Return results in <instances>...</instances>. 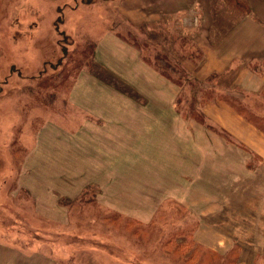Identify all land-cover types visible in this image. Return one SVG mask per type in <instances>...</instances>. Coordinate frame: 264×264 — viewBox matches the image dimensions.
<instances>
[{
    "label": "rangeland",
    "instance_id": "obj_1",
    "mask_svg": "<svg viewBox=\"0 0 264 264\" xmlns=\"http://www.w3.org/2000/svg\"><path fill=\"white\" fill-rule=\"evenodd\" d=\"M124 1L0 0V239L11 243L7 245L14 248L11 251L31 253V264H52V259L59 264H264V146H245L203 115L196 121L206 138L197 154L186 143L175 146L173 152L178 155L185 149V175L200 172L194 188H182L190 193L189 202L174 199L156 206L139 195L144 190L137 186L146 177L142 167L119 163L101 173L80 159L79 153L69 152L41 131L46 123L80 124L78 105L70 99L79 76L72 69L83 49L106 34L129 29L127 39L141 43L144 38L149 44L143 54L153 57L156 50H173L176 60L183 51L175 40L165 41L163 34L184 37L190 33L196 42V30L211 19L212 38L223 37L215 27L221 0H183L180 11H163L161 4H152L147 11L152 7L157 15L162 11L145 20L144 11L132 20L123 11ZM258 37L264 41V33ZM251 66L256 73H264V56L256 57ZM227 71L232 76L222 77L224 85L197 83L199 90L202 85L214 93L207 100L199 98L196 110L205 114L206 105L225 103L239 112L231 101L217 96L226 91L225 81L237 78L238 68ZM235 85L232 93L249 100L256 114L253 118L262 121L257 112H264V85L250 91ZM177 86L173 107L178 111L188 106L184 100L190 91L188 84ZM179 96L183 99L177 106ZM242 119L250 122L244 115ZM222 138L245 150V155L228 152L241 157V164L220 160L229 148L222 146ZM130 151L121 147L120 160ZM113 170H117L115 176L119 174L116 181L105 178ZM21 172L28 177L34 174L31 179L39 186L21 187ZM36 175L39 180L35 181ZM140 203L158 210L140 212ZM8 248L0 244V264H7Z\"/></svg>",
    "mask_w": 264,
    "mask_h": 264
},
{
    "label": "crops",
    "instance_id": "obj_2",
    "mask_svg": "<svg viewBox=\"0 0 264 264\" xmlns=\"http://www.w3.org/2000/svg\"><path fill=\"white\" fill-rule=\"evenodd\" d=\"M182 1L140 0L138 3L136 0H125L122 8L132 20H135L133 16L144 11L146 18L142 20H145L156 18L162 11L160 9L158 15L153 7L147 11L152 4H161L163 11H180L183 9ZM248 1L257 18L262 21L259 19L258 21L253 13L243 18L224 35L223 39L215 41L211 36V19L207 20L208 22L203 23L195 32L196 43L204 52V60L195 64L187 58H181L189 72L205 81L213 72L223 73L236 67L238 75L235 84L243 85L248 91L264 85V73H256V69H252L251 66L256 57L264 56V41L258 37L264 33V0ZM172 4L176 6L169 9ZM141 7L143 10L140 9ZM256 45H258L257 49ZM96 50L97 60L134 87L144 97L145 102H138L91 73L82 71L73 84L71 90L73 93L70 97L71 101L78 105L80 124L61 127L54 123H46L41 131L53 137L55 142H59V145L69 152L79 153L80 159L91 164L101 173L104 169L109 170V166L114 168V165L119 163L142 167L141 171L146 177L140 179L144 184L137 187L144 190V192L139 190V195L148 197L151 205L158 206L174 199L178 202H189L187 199L190 193L182 192V188L185 185L194 188L199 182L200 172L196 170L195 176L185 175L183 172L185 149L178 155L173 152H176L175 146L184 147L186 143V146L191 145L196 153L200 150L201 140H205L206 136L200 135L199 122L196 119L185 120L174 109L173 104L179 95V87L153 64L146 61L141 50L116 32H110L99 39ZM79 88L83 91L78 92ZM203 110L205 115H209L245 146L259 149L264 146V131L253 122L245 120L244 123L243 115L236 113L227 104H208ZM224 139L220 140L222 146L229 148L224 149V155L220 160L241 164L243 162L241 157L232 156L228 152L233 151V154L242 155L244 152L245 155V150L230 141L229 144L225 143L227 139ZM212 141L215 145L216 135L212 136ZM121 147L131 149L123 160H120ZM257 152L261 154L259 150ZM104 156L109 158V163ZM29 170L30 167H27V173ZM116 171H111V174L106 175L105 178L118 180L119 174L114 175ZM227 171L222 170V173ZM19 176L22 181L21 184L19 180L21 187H30L34 190L39 186L36 184L34 186V178L31 179L34 174L28 177L21 172ZM36 180H39L37 175ZM28 181L29 183H26ZM208 182L207 185L210 186V179ZM139 206L141 207L137 210L140 212L158 210V207L151 209L143 206L142 203ZM0 244L8 248L7 245L11 243L0 239ZM8 249L11 251L14 248ZM215 249L219 250V247ZM24 254L23 251H11L5 256L6 263L31 264L32 254ZM51 261L52 264H59L56 259Z\"/></svg>",
    "mask_w": 264,
    "mask_h": 264
},
{
    "label": "trees",
    "instance_id": "obj_3",
    "mask_svg": "<svg viewBox=\"0 0 264 264\" xmlns=\"http://www.w3.org/2000/svg\"><path fill=\"white\" fill-rule=\"evenodd\" d=\"M221 2H222V7L218 11L219 12L218 15H216L217 18L215 22V27H217L219 34L220 33L222 34L221 36L223 37L221 39H223L225 37L224 35L228 33L233 27L238 25L243 20V18L250 16L254 12L252 5L249 3L248 0H221ZM254 17L257 20L259 19L260 21H262L260 18H257L255 13H254ZM211 26L214 30V22L211 24ZM126 28L128 29V27ZM221 28L224 30L222 31ZM117 33L120 37L127 40L129 43L135 45L139 50H141L144 59L154 64L155 67L158 69V71H160L164 76L169 77L173 82H175L177 85H179L182 88L184 85L188 84L190 96L186 98V100H184V105L185 103H187L188 106L184 107L185 109H183L182 107L177 108L178 109L177 112L180 113L181 115L183 114L185 118L188 119L192 118L196 120L203 119V115L204 116L206 115L202 114L201 110L199 109L196 110L195 103L197 102V100H199V98L203 100H207L208 97L212 96V94L214 93V90H210L208 87L202 85L199 90L198 89L199 84L197 83L206 82V83H216V84L224 85V83H222V77L232 76V72L230 71H227L225 73L213 72L211 73L210 76H208V78L205 81H202L197 76L189 72V70L183 64V62L180 61L181 58H187L192 62H194L195 64H198V62H200V60H203L204 57V52L194 41L193 34L189 33L188 36H184V37L183 36L173 37L170 34H163V38L165 39V41L172 42L175 40L179 44V48H181V50L183 51V57H179L180 60H176L173 50L169 52H166L165 50L162 51L156 50L153 57H150L151 55L147 56L146 54H143L144 47L149 46V44H147V41L144 38L141 40V43L143 45L139 42L137 38H132L130 40L127 39L128 37H130L129 29L126 31V33L123 30L118 31ZM214 33L216 35V32ZM162 46H164L163 47L164 49L165 47H167L164 43L162 44ZM96 47H97V43L94 42L93 46L91 45L89 46L88 44V46L83 49V51L80 53L81 58L76 59L77 63L74 66L75 69L74 68L72 69V72L75 71V75L78 74L80 75L82 71H87L92 75L96 76L97 78H99L101 81L106 82L107 84L127 94L131 98L144 103L145 102L144 97L134 87H132L129 83H127L125 80H123L113 71H111L108 67H106L103 63L97 60ZM171 55H173L172 59H175V61L170 60L169 56ZM82 66H84L83 69ZM81 69L82 71L79 72ZM65 72L70 74L71 70H67ZM234 81L235 79L225 81V83H228L225 85V89L227 92L230 93L232 99H229L230 97L228 94H226L227 93L226 91L223 92L221 91L217 96L219 98H226L220 100H225L228 102L231 101L230 102L231 105L233 106V108L238 109L239 111L238 113L244 115L250 122L253 121V123H255L258 128L264 130V112L262 114L257 112V118L262 119V121H259L258 119L255 120L254 118L256 117L253 118V116H256V114L253 111L254 107L251 105V102L247 99H242L238 96H235L232 93V90H235L236 88ZM58 86L59 84L55 85V87ZM261 91L264 92V89ZM180 96L177 100V106H180L179 104L182 103L183 98L182 97L180 98ZM235 103L238 106L237 108L234 105ZM187 112L189 114H187ZM204 122L208 125L207 123L208 121L206 122V119L203 120V123ZM176 234H178V232ZM237 246H238V242H237ZM234 263L236 262H233V264Z\"/></svg>",
    "mask_w": 264,
    "mask_h": 264
}]
</instances>
